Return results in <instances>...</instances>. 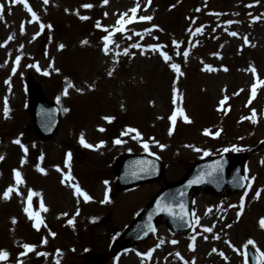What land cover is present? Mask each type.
Returning a JSON list of instances; mask_svg holds the SVG:
<instances>
[{
	"label": "rangeland",
	"instance_id": "374dc122",
	"mask_svg": "<svg viewBox=\"0 0 264 264\" xmlns=\"http://www.w3.org/2000/svg\"><path fill=\"white\" fill-rule=\"evenodd\" d=\"M25 2L36 12L39 24L29 23L32 18L20 0H0V194L10 185L20 193L0 199V250L8 253L0 264H83L87 248L107 254L110 238L162 183L126 192L115 188L109 172L112 158L120 152L144 150L141 145L145 143L147 152L167 164L165 180L181 176L204 152H232L235 146L248 152L247 186L226 196H196L190 232L173 235L161 225L146 242L100 264H247L244 248L248 240L254 242L255 247L250 246L256 254L264 253V228L257 226L264 218V85L259 84L264 80V0ZM83 4L93 7L84 9ZM137 5V18L152 19H136L125 25L122 34L114 33L109 54L105 55L101 38L108 33L103 29L111 32L120 14L131 16L128 10ZM79 16L89 19L82 21ZM97 22L100 27L95 26ZM198 27L201 32L193 35ZM230 31L237 36H229ZM37 32L40 34L32 39ZM173 40L179 47L172 45ZM132 44L139 47L133 48ZM153 44L164 46L161 51L171 57L169 63L180 66L183 75L174 73L159 52L147 47ZM184 50L188 51L187 57ZM17 55L21 59L13 73ZM205 65L215 71L206 70ZM254 82L258 87L253 93ZM32 83L38 84L45 98L60 110L59 126L44 142L24 125L29 126L25 98ZM173 87L177 90L175 105ZM225 96L226 102L220 105ZM5 97L7 117L3 114ZM174 109L183 115L178 114L173 123L169 117ZM252 110L255 123L249 118ZM101 115L113 119L104 131L96 132L106 124L99 121ZM184 116L190 122H185ZM129 128L135 131L127 132ZM77 131L79 137L82 134L91 139L86 138L91 144L109 142L116 136L122 143L97 147L93 153L76 147ZM137 133L138 138L133 139ZM16 139L26 152L13 143ZM66 151L72 156L66 171L84 190L88 189L91 199L87 202L80 196L76 204L74 192L59 179L56 167H60ZM38 167L43 172L37 171ZM13 169L21 173L23 183H15ZM29 189L35 193L30 200ZM106 190L109 202L101 203ZM43 204L47 210L36 213ZM25 207L39 219L42 217L39 229L32 227L35 221L29 219ZM94 219L100 223L88 226ZM69 220L73 221L71 225ZM205 227L212 231L205 232ZM172 240L177 243L172 244ZM23 244L33 245L34 250L20 255L25 251ZM189 244L193 245L191 250ZM150 249V257L138 255Z\"/></svg>",
	"mask_w": 264,
	"mask_h": 264
},
{
	"label": "water",
	"instance_id": "95a60500",
	"mask_svg": "<svg viewBox=\"0 0 264 264\" xmlns=\"http://www.w3.org/2000/svg\"><path fill=\"white\" fill-rule=\"evenodd\" d=\"M32 102L34 108L38 103L42 104L38 94ZM52 109L54 112L53 107ZM39 110L43 114L42 121L47 122L48 119L45 118L41 107ZM55 124L54 118L51 120L47 133L51 132ZM38 125L43 128L42 122H38ZM146 167L147 171L144 170ZM114 169L120 187L158 180L162 176L161 162L141 153L122 156L114 162ZM197 178L200 182L190 183ZM244 183L243 158L240 159L238 155L223 154L198 160L190 166L183 178L162 188L152 202L142 209L134 223L127 227L116 240V246L128 245L152 232L157 217L167 221L174 231H185L188 227V207L194 191L225 193L242 188ZM165 205H170L171 211H162ZM150 228L152 230H149Z\"/></svg>",
	"mask_w": 264,
	"mask_h": 264
},
{
	"label": "snow or ice",
	"instance_id": "6c2138e0",
	"mask_svg": "<svg viewBox=\"0 0 264 264\" xmlns=\"http://www.w3.org/2000/svg\"><path fill=\"white\" fill-rule=\"evenodd\" d=\"M20 2L23 3L24 8L28 11V13L30 14V16H31V18H32V19L29 21V23H31L32 21H35L36 23L39 24L40 22H39V18H38V16H37L36 12L32 11V9H31V8L29 7V5L25 2V0H20ZM47 2H48V0H44V3H45V4H47ZM103 2L106 3L107 0H103ZM178 2H179V0H178ZM149 3H150V0H149ZM146 6H147V5H146ZM250 6H251V5H249V7H250ZM81 7L84 8V9H90L91 7H93V5H91V4H83V5H81ZM137 10H138V5L132 7L131 9L128 10V11L132 14L131 16H128L127 13H121V14H120V17H121V18H120V19H117V21H116V26H114V27L112 28V31H111V32H109L108 29H103L105 32L108 33V34L104 35V36L101 38V39L103 40V49H102V50H103V52H104L105 55H108V54H109V50H110V49H109V46H110L111 44H113V41L110 39V37H111L112 35H114V33L119 32V33L122 34V33L125 31V25H126V24H130V23H134V22L136 21V19H138V20H140V21H150V20L152 19L151 16H139V17L137 18V17L135 16V14L137 13ZM65 11H67V9H66ZM196 11L198 12V11H200V9L197 8ZM105 15H106V14H105ZM214 15H221V14H220V13H214ZM79 19L83 21V20H87V19H89V17H87V16H79ZM253 19L255 20V19H258V18L254 17ZM228 23H234V21H228ZM95 26H96V27H100L99 22H97ZM48 27H49V29H50L51 26L49 25ZM155 27H156V26H153V28H155ZM40 28L43 29V28H44V25H43V24H40ZM144 31H145V32H151L152 29H145ZM200 32H201V28L198 27V28L195 29V32L192 33V34L195 35V34H198V33H200ZM21 33L23 34V26L21 27ZM39 34H40V33L37 32V33L32 37V39H35L36 36H38ZM134 34L137 35V36H140V33H134ZM228 35H229V36H233V37H235V36H237V33H236V32H231V31H230V32H228ZM9 39H11V37H9ZM153 39H156V38L154 37ZM81 43H86V41H82ZM245 43L247 44V41H246V40H245ZM172 45L175 46V47H179V45L177 44V42H176L175 40L172 41ZM0 47H3V45L0 44ZM58 47H59V48H63V45H59ZM131 47L136 48V47H139V45H137V44H132ZM147 47H148L150 50H153V51H157V52H159L160 56L163 58V60L165 61V63H169V62H170L171 57L168 56L164 51H161V49L164 47L163 45H160V44H153V45H148ZM125 54H127V50H126V49H125ZM141 55H143V51H141ZM183 55H184L185 57H187V56H188V51H187V50H184V51H183ZM20 59H21V57H20L19 55H17L16 58H15V63L13 64V67H12V72H13V73H15V71H16V64L20 61ZM5 63H7V61H5ZM169 66H170L171 70H172L174 73H176L178 76L183 75V73L180 71V66H179L178 64H176V63H169ZM204 68H205L206 70H208V71H215V69H212V68L209 67L208 65H205ZM37 70L39 71V69H37ZM223 70H224V71H227V68H224ZM250 70L252 71V74H253L254 79H255V78H256L255 69L252 68V69H250ZM47 74H48L47 72L44 73V75H47ZM109 75H111V72H109ZM5 83H8V81H5ZM259 84H260V85H264V80L259 81ZM257 87H258V84L255 83V82L251 85V89L253 90V93L255 92V89H256ZM176 97H177V90H176L175 87H173V89H172V103H173V105H175V103H176ZM226 100H227V97L225 96L222 100L219 101V104H220V105H223V104L226 102ZM250 102H251V101H249V103H250ZM8 111H9V109H8V104H7V98L5 97V99H4V104H3V114H4L5 117H7V115H8ZM65 111H68V109H65ZM178 114H179V115H183L182 112H179V113H178V112L174 109L173 112H172V114H171V116L169 117V120L172 121V122L174 123V122H175V119H176V117H177ZM254 117H255V110H252V117H249V118L252 119V122H253V123L256 122L255 119H254ZM103 119H105V120L108 121V122H111V120H112L113 118H112V117H104ZM184 121H185V122H190L186 116H184ZM99 131H104V129H99ZM134 131H135V129H131V128L127 129V132H134ZM122 134H125V133H122ZM171 134H172V128H169V135H171ZM204 134H205V135H208V130H205ZM216 134L218 135L219 133L217 132ZM138 136H139V133H137V136H134L133 139H137ZM13 143H14V144H19L20 147H21V149H22L23 151H25V152L27 151L26 148L24 147V145L20 144V140H19V139L14 140ZM79 143H80L83 147H85V148H93V147H94L93 145H90V144H88V143H86V142L84 141L82 134H81V138L79 139ZM114 143H115V144H120V143H122V141L119 140V139H117V140L114 141ZM102 145H103V141H101V142H100L98 145H96L95 147H100V146H102ZM141 146L144 148L145 151L148 150V145H147L146 143H145V144H142ZM159 147L163 148L164 146H163V145H159ZM194 150H195V151H200V149H194ZM233 150H234V151H239L240 149H239V148H236L235 146H233ZM225 151H227V149H225ZM204 155H208V153H207V152H204ZM70 156H71V153H67V154H66L65 161H64V164H65L66 167L68 166ZM2 159H3V156L0 155V160H2ZM24 162H25V161H24L23 159H21V164H23ZM144 170L147 171L148 168L146 167ZM37 171H41V172H43V169H41V168L38 167V168H37ZM56 171H57V172H60L61 169L57 166V167H56ZM209 174H210V173H209ZM12 176H13V180L15 181V183H16L17 185L23 183V180H22V177H21V173H20L18 170L13 169V170H12ZM66 179H71V178H70V177H66ZM198 182H200V181H199V178H197V179L194 180V181H190V183H198ZM61 183L63 184V183H64V180H62ZM104 183L107 184V181H105ZM248 184H249V186H250L251 181H249ZM13 192H16L17 195H20V193H19V191L17 190V188H16V187H13V186L10 185L8 188H6V189L3 191L2 194H0V199H4V200L9 199L10 194L13 193ZM74 194L77 195V196H81V197H83V199H84L85 202L89 201V199H90V197H89L86 193H84L79 187H76V188H75V193H74ZM245 194H247V193H245ZM33 195H35V193H34L31 189H29V190H28V198H29V200L31 199V197H32ZM255 195H256V197H258V196L260 195V190H257ZM105 202H109V198H108L107 190L105 191L104 200H102L101 203H105ZM243 203H244V196H241V197H240V206H241V208H242V206H243ZM158 207H159V203H158ZM230 207H232V206H230ZM44 210H46V209H44ZM161 210H162V211H171L170 205H165L164 208H162ZM181 210H183V209H182V206H181ZM24 211H25V213L28 215V217H29L30 220H34V221H35V222L32 224V227H33V228H36V229H39L40 224L42 223V221H40L38 215H37L36 213L29 212V209H28L27 207H25ZM240 214H241V213L238 211V212L236 213L237 217H239ZM13 223H15V220H13ZM68 223L71 225V224L73 223V221H72V220H69ZM260 226H261L262 228H264V218L261 219V221H260ZM149 230H152V229L150 228ZM203 230H204L205 232H211V231H212V229H211L210 227H205ZM49 234H50V235H54V233H49ZM213 238L215 239L216 237H213ZM192 239L194 240L195 237H193ZM43 242H44V241H42V243H43ZM171 243H172V244H176L177 241L172 240ZM247 244H249V245H253V247H255L254 242H253L252 240H248V241H247ZM22 247H23V249H25V251H24V252H21L20 255H25L27 252H31V251L34 250V246H33V245H30V244H23ZM156 247H159V244H158ZM192 247H193V245H192V244H189V249H190V250L192 249ZM213 251H215V249H213ZM57 252H59V250H57ZM151 252H152V250L150 249L147 253H143V254L138 253V255H143V256H145V257L147 258V257H150ZM36 254H37V255H43V253H36ZM177 255H179V254L177 253ZM245 255H246V253H245ZM257 255L259 256V260H260V261H264V253H260V252L258 251V252H257ZM7 257H8V253L5 252V251H3V250H0V261L6 260ZM17 264H21V262H20V261H17Z\"/></svg>",
	"mask_w": 264,
	"mask_h": 264
},
{
	"label": "bare ground",
	"instance_id": "6f19581e",
	"mask_svg": "<svg viewBox=\"0 0 264 264\" xmlns=\"http://www.w3.org/2000/svg\"><path fill=\"white\" fill-rule=\"evenodd\" d=\"M118 81V78H117V80H116V82Z\"/></svg>",
	"mask_w": 264,
	"mask_h": 264
}]
</instances>
